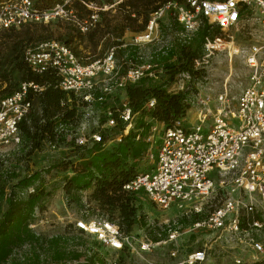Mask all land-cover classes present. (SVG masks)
I'll use <instances>...</instances> for the list:
<instances>
[{"label": "built area", "instance_id": "built-area-1", "mask_svg": "<svg viewBox=\"0 0 264 264\" xmlns=\"http://www.w3.org/2000/svg\"><path fill=\"white\" fill-rule=\"evenodd\" d=\"M75 1H80L90 10L87 17L81 18L70 8ZM122 1L113 0V3L100 5L96 0H64L54 7L42 8L35 4V0H2L0 31L33 21L49 23L56 19H65L85 33L99 23L101 11L115 9ZM169 15L182 25L184 30L178 36L183 41H189L196 35L204 18L219 25L223 31L239 25L242 21L253 19L259 32L258 39L244 51L246 63L251 69L249 85L243 90L234 108L228 103L226 95H220V107L212 122H208L207 115L201 113L199 121L192 126H186L183 117L163 129L158 124L152 125L151 135L147 138L150 145L146 155L155 158L154 164L151 169L136 173L124 185V189L129 193L143 190L154 203L166 209L174 205L182 207L205 198L218 187L227 190L231 188L225 202L197 220L193 229L228 231L233 235L251 229L264 231V214L263 217L251 220L248 223L249 228L242 226L241 218L243 212H255L257 197L264 203V0L167 1L150 14L144 31L133 33L130 42H125L124 46L130 44L137 48L136 60L128 63L125 72L121 71L114 46L103 57L84 63L69 45L48 40L29 48L26 61L35 73L50 71L58 75L60 87L66 92H73L90 107L93 102L104 101L119 89L126 91L128 84L137 83L145 77L157 81L160 74L167 73L163 64L154 61V55H144L142 47L156 42L160 24ZM225 44L221 36L208 38L204 55L200 59L209 57L213 51ZM200 59L196 60L197 70ZM187 74L191 76L187 72L179 75L187 77ZM31 89L41 91L44 87L35 82H23L17 92L0 101V155L3 157L6 155L5 147L12 143H21L19 122L33 106L29 98ZM68 101L72 102V98ZM155 103L156 99L151 98L147 106L153 107ZM123 107L121 117L127 122L126 128L121 133L109 136L104 141L105 147L119 143L135 127L136 114H132L127 106V99ZM87 110L88 108L85 109L81 123L70 133L81 146L103 142L101 131H111L118 125L113 111L109 108L105 123L83 133L81 130L87 128L85 119L90 115ZM156 137L159 143L156 152L152 154ZM51 148L60 147L51 144ZM237 192L245 193L248 203H244L242 197H235L234 193ZM243 207L247 209L242 210ZM75 226L94 235L114 250H136L134 233H125L108 218L91 221L79 218L76 219ZM167 229L169 238L174 239L176 230L172 232L174 230L171 226ZM161 241L162 239L153 243L147 238L142 241L140 249L149 250ZM249 242L251 248L264 258V243L254 237ZM207 258L206 249H198L181 264H204ZM263 258L260 262L264 261ZM237 262L243 264L241 260ZM109 264L118 262L110 261Z\"/></svg>", "mask_w": 264, "mask_h": 264}, {"label": "trees", "instance_id": "trees-1", "mask_svg": "<svg viewBox=\"0 0 264 264\" xmlns=\"http://www.w3.org/2000/svg\"><path fill=\"white\" fill-rule=\"evenodd\" d=\"M96 1L100 5L113 3V0ZM167 1L169 0H123L117 6L123 12V16L116 26H111V20L105 21V28L99 26L103 16L111 12L110 10L101 11L99 23L88 32H81L69 21L67 33L56 40L69 45L84 63H90L98 57L85 60L77 50L78 45L89 42L95 49L112 28L116 31L115 37L119 41L112 42L114 45L111 47H116L119 66L121 71L125 72L128 63L136 60L137 48L130 44L124 46L126 42L123 38L124 34L127 30L131 33L144 31L150 20V14ZM63 2L64 0H35V4L42 8H51ZM70 8L74 9L81 18L87 17L90 13V10L80 1L73 2ZM169 19V23L166 26L162 25L161 28L163 36L169 38L170 43L156 59L167 70L165 78L154 81L145 77L137 83L127 85V106L132 114H138L140 117L135 121L134 129L124 135L122 141L108 147L104 146V141L109 136L123 132L126 128L127 122L121 117L124 107L122 106L121 109L109 107L118 125L111 131L109 129L101 131L103 142H95L91 146L78 145L74 137L69 138V135L81 123L88 103L79 100L73 92L64 91L60 87L58 75L50 71L43 74L35 73L26 61V52L34 46L35 42L52 39L53 32L50 31V25L48 23V25H37L35 30L19 29L31 23L29 22L20 27L4 29V32L0 33V101L17 92L23 82H35L44 87L41 91L33 89L29 91L33 106L19 122L20 147L24 150L23 154L32 156L36 151L44 148L46 142L58 147L76 149V161L67 162L65 159H60L56 162V165H66L65 171L69 169L68 165H72L73 174L66 175L64 184L68 204L80 206L83 204L82 192L93 188L92 198L99 202L102 209L119 211L118 217L109 214L107 218L118 224L125 233H131L137 223L143 227L148 224L144 221L143 215L139 217L137 215L138 207L134 205V201L138 199L137 193H129L124 189V185L135 176L139 163L150 145L147 138L151 135L152 123L146 117L149 116L168 126L185 116L189 107L186 101L188 90L171 92L169 85L181 72L197 76L199 70L196 69V60L203 57L207 39L224 34L219 25L204 18L196 35L189 41H183L178 36L184 30L182 25L173 16ZM39 28L47 31V34L36 33ZM110 43V39L104 41L105 45ZM70 97L72 102L68 101ZM151 98H155L156 103L155 106L148 107L147 103ZM105 101H96V104L99 107ZM3 164V156L0 155V167ZM43 178V170L25 175L13 172L12 179L15 182L11 185L10 191L7 193L5 188L1 189L0 264H8L16 248L28 243L42 242L31 224L39 205L47 195L46 189L38 185ZM3 201L7 203L4 211H2ZM254 216L251 215V220L259 218L258 215ZM202 217V214L198 213L192 220L196 222ZM242 225L244 228H249L243 222ZM152 238L155 241L159 240L157 235H153ZM63 241L62 237L49 241L53 247L50 262H40V257L36 256L37 258L31 257L27 261L15 264H76L75 261L80 260L83 254L79 251L70 254L61 248ZM92 258L90 257L87 262L93 263ZM256 264H264V261Z\"/></svg>", "mask_w": 264, "mask_h": 264}, {"label": "rangeland", "instance_id": "rangeland-1", "mask_svg": "<svg viewBox=\"0 0 264 264\" xmlns=\"http://www.w3.org/2000/svg\"><path fill=\"white\" fill-rule=\"evenodd\" d=\"M110 11L103 16L99 26L105 28L106 20H111V26L119 24L123 12L118 8ZM169 17L170 15L166 16L165 20L161 22L156 42L147 43L142 47L144 55H154V61L157 63H159L156 60L159 53L170 43V39L163 36L161 28L162 25L166 26L169 23ZM48 24L50 25V31L53 32L50 40H56L67 33L70 23L65 19H56ZM48 24L31 22L19 29L30 28L35 30L37 25ZM3 32L4 30L0 33ZM37 32L42 35L47 34V31L42 28H39ZM223 33L221 37L226 42L225 46L213 51L209 57L200 59V64L198 65L199 74L197 76L187 74L189 76L180 77L179 74L186 73L181 72L169 85L171 92L178 93L187 90L189 92L186 100L189 107L182 118L186 126L195 125L199 121L198 118L201 113L207 115L208 122H212L220 107L219 98L222 94L227 96L228 103L234 108L243 90L249 85L251 69L246 63L244 51L257 41L259 34L257 25L253 19H249L242 21L237 26L226 29ZM131 34L129 30L124 34L123 38L128 43L133 35ZM115 35L116 31L111 28L95 49L89 42H85L86 44L78 45L77 50L85 60L103 57L110 47L114 45L112 42L119 41ZM109 39L111 43L105 45L104 41ZM43 41L46 40L37 41L32 47ZM117 58L119 59V57ZM164 78L165 73H162L157 81H161ZM125 99L126 91L119 89L112 96H108L106 101L104 100L106 103L104 102L101 106L98 107L96 102H93L90 107H87V111L90 112V115H87L88 117L85 119L87 128L81 130V132L88 133L91 128L105 123L109 107L121 109ZM139 117L136 114L134 124ZM146 119L153 126L158 124L160 129L167 126L149 116ZM69 138H72V136L69 135ZM158 143V137H156L153 150L151 151L152 154L156 152ZM51 144L46 142V146L36 151L32 156L23 154L24 150L20 147L21 143H12L4 148V150L6 149V155L3 157L4 164L0 167V202L1 189L5 188L8 193L11 185L15 182L12 179L13 172L25 175L37 170H43L44 178L38 185L43 186L47 193L45 200L39 205L31 224L32 229L41 237L42 242L28 243L23 247L16 248L8 264L24 262L31 257L37 258L36 256L40 257V262H50L52 260L53 247L49 241L56 237L63 238L64 241L61 244L63 247L61 248L70 252V254L74 253V251H79L83 254L80 260L75 261L76 264H109L110 261H117L118 264H181L188 259L191 253L203 248L206 249L208 254L207 261L204 264H238V260H241L243 264H256L263 258L262 254L255 252L251 248L249 239L254 237L264 243V231L251 229L233 235L228 231H214L206 228L193 229L195 222L192 219L195 214L199 213L205 217L225 202L231 188L227 190L222 187H218L211 195L205 198L184 204L182 207L174 205L166 209L154 203L143 190L136 192L138 199L134 201V205L138 207L137 215L138 217L143 215L144 221L148 223L146 227L137 223L131 232L135 235L136 243L134 242V246L136 250L134 252H129L128 250L118 251L104 245L94 235L79 230L75 226L76 219L83 218L91 221L107 218L109 214L118 217L119 211L102 209L99 202L92 198L93 188L82 192L83 204L80 206L68 204L64 184L66 175L73 174L72 165H68L69 169L65 171L66 165H56V162L60 159H65L67 162L76 161L77 156L75 154L77 151L72 147L53 149ZM91 145L92 143H89V146ZM154 161L155 158L145 155L141 159L136 173L151 169ZM231 194L233 196V193ZM234 196L242 197L244 203H248L245 193L237 192L234 193ZM6 207L7 203L3 201L2 211ZM243 209L247 208L243 207ZM1 214L2 212H0ZM257 214L259 217H263L264 214V203L260 200V197H257L255 201V212L252 214L243 212L241 214L242 222L249 226L251 215ZM168 226L176 230V232L175 230L172 231L176 234L174 239L169 238ZM153 235H157L159 240L162 239L161 243L149 250L140 249L142 241L147 238L153 243L155 242L152 238ZM173 253H175V256H173ZM90 257H93V263L87 262Z\"/></svg>", "mask_w": 264, "mask_h": 264}, {"label": "crops", "instance_id": "crops-1", "mask_svg": "<svg viewBox=\"0 0 264 264\" xmlns=\"http://www.w3.org/2000/svg\"><path fill=\"white\" fill-rule=\"evenodd\" d=\"M117 8H118V7H116L115 10H116ZM113 10H114V9H113ZM132 34H133V33H132ZM132 34H131V35H132ZM125 40H126V39H125Z\"/></svg>", "mask_w": 264, "mask_h": 264}]
</instances>
